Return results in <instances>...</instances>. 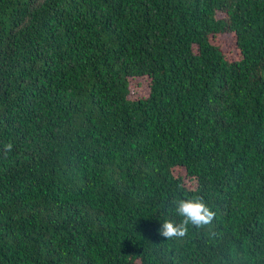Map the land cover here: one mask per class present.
<instances>
[{
  "label": "trees",
  "instance_id": "1",
  "mask_svg": "<svg viewBox=\"0 0 264 264\" xmlns=\"http://www.w3.org/2000/svg\"><path fill=\"white\" fill-rule=\"evenodd\" d=\"M0 264H264V0H0Z\"/></svg>",
  "mask_w": 264,
  "mask_h": 264
},
{
  "label": "rangeland",
  "instance_id": "2",
  "mask_svg": "<svg viewBox=\"0 0 264 264\" xmlns=\"http://www.w3.org/2000/svg\"><path fill=\"white\" fill-rule=\"evenodd\" d=\"M230 38V37H229ZM222 46L224 47V48H228L227 47V45L226 44H222ZM136 80H138V82L141 84L138 88L137 87H134V88H131V89H129V96L130 97H132V96H134V95H142V94H146V92H147V89H146V87H145V85H146V80H144V79H135L134 81H136Z\"/></svg>",
  "mask_w": 264,
  "mask_h": 264
}]
</instances>
